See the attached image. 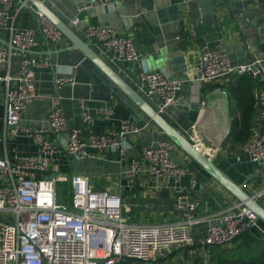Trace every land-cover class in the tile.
<instances>
[{
  "label": "crops",
  "instance_id": "crops-1",
  "mask_svg": "<svg viewBox=\"0 0 264 264\" xmlns=\"http://www.w3.org/2000/svg\"><path fill=\"white\" fill-rule=\"evenodd\" d=\"M45 1L84 40L82 32L91 23L114 25L120 33L129 36L136 50L142 53V59L120 60L114 52L85 41L142 96L138 91V73L142 69L158 70L169 79L187 80L194 73L193 66L202 44L220 46L233 64L258 58L264 67V0H114L107 8H119V12L108 11L100 18L96 12L97 7L87 6L88 0ZM102 11L106 12V8ZM75 15L80 17L77 28L71 24ZM14 24L34 31L38 44L30 50V54L39 60L48 59L49 64L34 69V90L42 98H36L28 104L19 120L20 130L16 137L4 133V110L1 103L4 84L0 82V158L13 161L16 156L34 155L37 152L38 147L28 131L40 127L50 130L47 121L48 97L56 93L55 79L70 77L74 83H65L58 89L69 126L81 127L85 132H105L118 130L121 120H129L137 126H143V129L130 135L129 140L134 149L122 158L116 148H109L101 153L96 152V157L87 158L84 167L79 162L73 165L67 155L60 153L53 156L51 165L41 175L52 177L83 173L92 175V179H106L105 182L100 180L102 183L91 184L95 189L119 190L122 215L132 225H156L181 219L172 204V179L163 176L157 178L142 172L136 177L135 184L128 187L123 176L129 157L139 154L141 148L158 140L168 139L165 134L81 51L70 48L71 43L64 36L57 44L47 42L39 31L34 10L23 8L18 11ZM7 40V31L0 28V42L5 43ZM18 64V56H12L9 67L6 63L2 64L0 75H15ZM257 85L247 75L233 74L201 85V99L195 103L192 100L195 89L186 81L180 95L181 108L170 109L163 114L182 133L191 123L197 122L203 135L215 142L221 140L227 125L230 133L235 121L238 129L241 127L249 131V137L245 140H232L229 135L225 137L214 148L211 158L252 195L264 188V159L253 162L244 150L251 135L255 132L264 133V118H259L254 98ZM201 100L204 101L203 106L200 105ZM104 108H111L112 115L107 118L97 115L96 112ZM83 112L95 115L91 124L82 122ZM89 152L94 151L89 149ZM172 158L186 169L180 183L199 201L197 216L202 221L191 229L197 241L205 233L204 219L238 201L176 145L172 150ZM6 182L7 179L0 175V185ZM59 183H65L66 189L58 191ZM56 191L58 201L68 203L71 195L69 181L57 182ZM65 192H69L66 202L62 196ZM257 200L264 207V198ZM0 217L5 218L6 214L0 211ZM251 229L257 237L264 238L263 222L259 220L257 226ZM123 264L200 263L197 255L177 247L162 256L153 255L148 262L125 259Z\"/></svg>",
  "mask_w": 264,
  "mask_h": 264
},
{
  "label": "built area",
  "instance_id": "built-area-1",
  "mask_svg": "<svg viewBox=\"0 0 264 264\" xmlns=\"http://www.w3.org/2000/svg\"><path fill=\"white\" fill-rule=\"evenodd\" d=\"M94 1L104 8L114 0ZM87 4L92 6L89 2ZM23 8L35 11L39 31L47 42L57 44L63 37L28 0H0V28L8 34L7 42H0V69L5 63L9 67L12 56L19 59L15 75H0V82L4 84L1 99L4 133L10 137L19 133L18 123L28 104L42 98L34 90V69L49 64L48 59L39 60L30 54L38 44L34 31L14 24L15 15ZM79 22V15L72 17L73 27L77 28ZM82 34L87 42L114 52L120 60L142 59V53L136 50L131 38L113 26L91 23L85 26ZM193 72L186 81L201 85L233 74L249 76L258 84L254 98L258 116L264 118V67L261 59L251 58L245 63L233 64L220 46L202 44ZM138 79V91L158 113L163 115L181 102L179 91L185 80L169 79L158 70L148 69H142ZM65 83L73 84L74 80L70 77L55 79L56 93L48 97L50 132L42 127L28 131L38 147L37 152L16 156L13 161L0 158V175L7 179L0 185V211L6 214L5 218L0 217V264H123L125 259L148 262L153 255L162 256L177 247H186L189 253L197 255L200 264H213L209 246L227 244L243 231L257 226L259 220L253 211L238 202L204 219L205 233L195 241L191 229L202 221L197 216L199 201L180 183L186 169L173 160L174 144L168 139L158 140L141 148L139 154L130 156L123 176L128 187L135 184L136 177L142 172L172 179V204L181 216L174 222L129 224L122 215L119 190L95 189L89 175L83 173L41 175L51 165L53 156L60 153L71 160L84 159L96 157V152L116 148L122 158L134 149L130 135L143 129L129 120H121L118 130L105 132H85L81 127L69 126L58 93ZM200 105L203 106L204 101L201 100ZM96 113L107 118L112 115V109L104 108ZM94 116L83 112L82 122L91 124ZM183 134L196 149L212 157L215 150L201 141L196 123L185 128ZM244 150L253 162L264 159V133L251 135ZM60 181L71 184L68 203L57 199L56 185ZM254 197L264 198V188Z\"/></svg>",
  "mask_w": 264,
  "mask_h": 264
},
{
  "label": "water",
  "instance_id": "water-1",
  "mask_svg": "<svg viewBox=\"0 0 264 264\" xmlns=\"http://www.w3.org/2000/svg\"><path fill=\"white\" fill-rule=\"evenodd\" d=\"M34 8L43 14L62 35L71 43L70 48H75L81 51V53L89 59L115 86L120 89L126 97H128L149 119L155 124L165 136L177 147H179L184 153H186L191 159H193L200 167H202L212 178H214L219 184H221L231 195L244 206L250 208L256 215L257 219L264 223V207L254 197V195L248 193L242 184L236 183L231 179L213 160L211 157L196 149L192 143L180 132L173 124H171L162 114L158 113L156 109L148 103V101L140 95L127 81H125L109 64H107L97 52L91 48L87 43L70 25L63 21L46 3L45 0H28ZM93 7L96 8L99 18L101 15L108 13L119 12V8L116 10H110L108 6L102 8L94 0H88ZM118 6V3H115ZM106 8V12L102 9ZM119 14L125 15L120 12ZM105 25V24H100ZM114 26V25H113ZM116 26V25H115ZM186 81V80H185ZM191 88H194L193 102L199 103L201 84L198 82L190 83ZM184 87V86H183ZM183 89V88H182ZM179 95H181V91ZM182 102L176 104L170 109L181 108ZM168 110V111H169ZM196 129L201 141L208 147L214 149L225 137L229 135V125H227L221 137V140L215 142L211 139H207L205 135L200 131V127L196 122ZM86 160L84 159H72L71 163L74 165L76 162L84 164L86 166ZM183 250L186 247H181Z\"/></svg>",
  "mask_w": 264,
  "mask_h": 264
},
{
  "label": "trees",
  "instance_id": "trees-1",
  "mask_svg": "<svg viewBox=\"0 0 264 264\" xmlns=\"http://www.w3.org/2000/svg\"><path fill=\"white\" fill-rule=\"evenodd\" d=\"M249 134L241 127L238 129L235 121L231 125L229 138L245 140ZM208 251L213 264H264V238L257 237L251 228L227 244L209 246Z\"/></svg>",
  "mask_w": 264,
  "mask_h": 264
},
{
  "label": "rangeland",
  "instance_id": "rangeland-1",
  "mask_svg": "<svg viewBox=\"0 0 264 264\" xmlns=\"http://www.w3.org/2000/svg\"><path fill=\"white\" fill-rule=\"evenodd\" d=\"M215 150V149H214ZM92 175H89V180H90V182H92L94 185L96 184V183H102V181H106V179H100L99 177H94L93 179H92ZM100 180H102V181H100ZM66 184L65 183H59L58 184V186H57V188H58V191H61V189L62 188H64V189H66ZM62 196H64V199H63V201H67L68 200V197H69V192H65Z\"/></svg>",
  "mask_w": 264,
  "mask_h": 264
},
{
  "label": "clouds",
  "instance_id": "clouds-1",
  "mask_svg": "<svg viewBox=\"0 0 264 264\" xmlns=\"http://www.w3.org/2000/svg\"><path fill=\"white\" fill-rule=\"evenodd\" d=\"M149 66L151 67V62H149Z\"/></svg>",
  "mask_w": 264,
  "mask_h": 264
}]
</instances>
